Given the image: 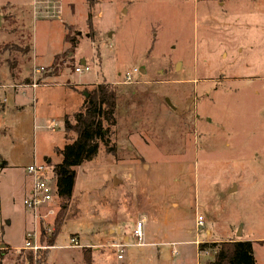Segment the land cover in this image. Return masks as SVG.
<instances>
[{"label":"rangeland","instance_id":"374dc122","mask_svg":"<svg viewBox=\"0 0 264 264\" xmlns=\"http://www.w3.org/2000/svg\"><path fill=\"white\" fill-rule=\"evenodd\" d=\"M0 15V85L29 83L39 66L34 55L46 64L55 53L36 74L47 79L24 98V111L2 101L3 264L28 263L21 248L32 227L23 204L26 166L33 153L37 162L43 155L50 164L58 160L62 112L75 101H66L70 85L94 79L123 97L110 134L115 151L101 144L76 168L71 203L78 213L65 221L43 264H84L86 250L66 248L69 234L105 241L116 226L130 243L122 259L103 248L105 264H204L211 252L195 250L204 239L251 241L255 264H264V0H0ZM79 57L89 71H74ZM140 200L155 203L167 220L166 230L150 232L151 245L132 236L146 216L137 210Z\"/></svg>","mask_w":264,"mask_h":264},{"label":"trees","instance_id":"16d2710c","mask_svg":"<svg viewBox=\"0 0 264 264\" xmlns=\"http://www.w3.org/2000/svg\"><path fill=\"white\" fill-rule=\"evenodd\" d=\"M70 37L66 33L65 40ZM6 47L0 48V65L2 64L1 55ZM7 61V59H6ZM9 67L14 66L9 63ZM39 82V79H37ZM86 96L83 102L70 116L64 120L65 133L63 138L65 144L58 149L60 160L58 163L50 164L59 198V205L53 219V230L49 236L41 237L40 243L54 245L55 240L62 226L67 219H72L78 213L72 206L73 189L76 180V168L82 163L92 160L98 153L102 144L106 152L113 153L115 148L110 145V134L116 124L117 108L121 97L111 83L105 80L99 81L90 90L85 91ZM3 103L0 101V112ZM72 132L73 138L67 133ZM5 161L0 157V167L5 165ZM251 241L245 240H223L198 243L199 252L210 251L212 257L206 259L204 264H255L252 256ZM6 248L0 243V264ZM40 260H45L47 251L37 254ZM27 264L34 263V255L31 251L25 253ZM85 263H90V254H84Z\"/></svg>","mask_w":264,"mask_h":264},{"label":"built area","instance_id":"2783aa9c","mask_svg":"<svg viewBox=\"0 0 264 264\" xmlns=\"http://www.w3.org/2000/svg\"><path fill=\"white\" fill-rule=\"evenodd\" d=\"M90 65L83 64L82 66H76L74 71L77 73L87 72L90 70ZM43 71L42 66H34L33 78L30 86L35 88L38 85L36 74H40ZM126 81H130L131 73L127 71L125 73ZM26 172L29 176V187L23 198L24 206L31 211L32 214V227L24 233V242L22 250L31 251L34 255L33 264H43L40 260V256L37 254L45 251L46 249H53L55 245H47L40 243L41 237L49 236L53 230V220L50 222L47 219L53 218L55 210L59 205V198L56 194L55 183L53 179L52 168L48 162H31L26 166ZM202 216L196 218L195 224L197 228H203ZM144 219L138 220L135 223V227L132 231V235L137 239V244L142 242V225ZM128 244L124 243H112L108 247L114 248L117 252V258H122L123 248ZM83 245L79 243V240L74 235H69L67 239L66 248H81ZM172 253H176L175 248Z\"/></svg>","mask_w":264,"mask_h":264},{"label":"crops","instance_id":"0c3cea01","mask_svg":"<svg viewBox=\"0 0 264 264\" xmlns=\"http://www.w3.org/2000/svg\"><path fill=\"white\" fill-rule=\"evenodd\" d=\"M40 4L41 5L42 4L43 5H49L50 2L49 1H43V3H40ZM54 54L55 53H52L51 55H49L48 62L46 64H38L39 63L38 62V59L41 58V55L39 56V54H35L34 57H33V59L31 60V63L33 65H39V66H49L52 63V59H53ZM79 60H80L81 65H83L84 63L87 64V62H86V60L84 58L79 57ZM90 67H91V65H90ZM44 79H47V77H43V78L41 77L40 80H39V82L43 81ZM31 81L32 80L30 79L29 83H23L22 82L20 84L17 83L18 85H15V83H13L12 79H10L8 83L1 84L0 85V100L1 101L4 100L7 103L8 102H11L14 105V109H16L19 112L24 111L25 110L23 108L24 98H26V96L29 94V92H31L32 95L34 93V88H32L30 86ZM94 83L97 84L98 82L95 81V79L92 82L77 80L76 82H73L70 85V88L73 89V92L74 93H72L71 96L67 97L66 101H67V103H70V104H71V102H70V99L71 98L72 99H75V101H74L73 108H71L73 110H71L70 112H67V110H63L62 117H61L63 123H64V120H65V117L71 115L74 111L78 110V108L82 104L83 97H84L83 93L85 92V91L82 90V86L85 85V84H94ZM33 100H34V98H33ZM65 103L66 102H64V104ZM4 107L6 109V107H7L6 106V103H5V106ZM5 109H4V111H5ZM4 111H3V113H4ZM42 158H43L44 161H46V158H48V156L43 155ZM59 160H60V157L58 155V160L56 162H54V163H58ZM33 161L34 162H37V158L35 156V153H33V155H32V161L31 162H33ZM31 162H29V163H31ZM28 187H29V185H28ZM28 187H27V189H28ZM78 208H79V206H78ZM137 210L139 212H143V213L146 214V216H143L141 219H144V223L148 222L147 225L145 226V227H147L145 231L143 230L144 225H142V230H143L142 231V239L144 238L146 240V242H144V244L145 245L154 244V240H153L152 236H150L149 234L152 231L159 232V229L161 231L162 228L164 230V227H165V230H166V228H167L165 226V223H167L166 217L162 216V213H161V210L162 209L160 210V207H155V203H152V204H149L148 203L147 205H145L143 203V201L140 200L138 202V204H137ZM164 215H165V213H164ZM138 220L139 219H137L136 222ZM155 226L158 229H152V227L154 228ZM116 228H117V231H115L112 228H111V230H109V232H108L109 233V237L105 241H103V239H101V237H98V235H95V234H93L89 238V240H91V238H93L94 239L93 242L92 241H90V242L89 241H86L85 238H82L81 239L77 233H70L69 234V235L76 236L78 238V240H79V243L81 245L87 246V248L90 249V251H89V249H87L86 247H81L80 248L82 251H85L86 250L85 252H82V261H83L84 264H95V259H96L95 256L96 255L98 257V261L97 262H99V264H105L107 260L106 259H103L101 257V254H99V252H102L103 248L108 247V245L109 244H112V243H124V244L130 243V241H129V235H127L126 233H123L119 227L116 226ZM205 235L207 236V234H205ZM207 237H206V239H207ZM204 240H196V243H198L199 241L205 242ZM213 241H216V240H213ZM196 243H195V250L197 251L198 249H197ZM109 248H111V247H109ZM174 248H176L175 245H174ZM77 249H79V248H77ZM86 253L87 254H90V257H91L90 263H85L84 262L83 256ZM122 258H123V256H122ZM122 258H120V259H122Z\"/></svg>","mask_w":264,"mask_h":264},{"label":"water","instance_id":"95a60500","mask_svg":"<svg viewBox=\"0 0 264 264\" xmlns=\"http://www.w3.org/2000/svg\"><path fill=\"white\" fill-rule=\"evenodd\" d=\"M0 20H1V15H0ZM83 95L86 96V92H84ZM165 100L173 108V106L170 104V102L168 101V99L166 98Z\"/></svg>","mask_w":264,"mask_h":264}]
</instances>
